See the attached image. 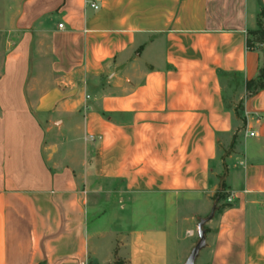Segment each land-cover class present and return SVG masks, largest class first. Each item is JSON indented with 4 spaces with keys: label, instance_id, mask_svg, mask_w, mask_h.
I'll list each match as a JSON object with an SVG mask.
<instances>
[{
    "label": "crops",
    "instance_id": "0c3cea01",
    "mask_svg": "<svg viewBox=\"0 0 264 264\" xmlns=\"http://www.w3.org/2000/svg\"><path fill=\"white\" fill-rule=\"evenodd\" d=\"M260 15L0 0V264H264Z\"/></svg>",
    "mask_w": 264,
    "mask_h": 264
},
{
    "label": "trees",
    "instance_id": "16d2710c",
    "mask_svg": "<svg viewBox=\"0 0 264 264\" xmlns=\"http://www.w3.org/2000/svg\"><path fill=\"white\" fill-rule=\"evenodd\" d=\"M262 15L257 20V30L251 34V39L247 40V49H254L256 46H261V68L256 80L247 84V96L254 95L256 92L264 89V28L262 25ZM220 200V196L215 197V204ZM218 210V209H216ZM212 215H210L211 217ZM208 217V218H210Z\"/></svg>",
    "mask_w": 264,
    "mask_h": 264
},
{
    "label": "water",
    "instance_id": "95a60500",
    "mask_svg": "<svg viewBox=\"0 0 264 264\" xmlns=\"http://www.w3.org/2000/svg\"><path fill=\"white\" fill-rule=\"evenodd\" d=\"M206 223V220H202L199 222V225L197 227L198 231V242L194 246V248L191 250L189 257L187 258L186 262L184 264H194L195 260L198 256V253L205 248V237H204V231L202 229L203 225Z\"/></svg>",
    "mask_w": 264,
    "mask_h": 264
},
{
    "label": "rangeland",
    "instance_id": "374dc122",
    "mask_svg": "<svg viewBox=\"0 0 264 264\" xmlns=\"http://www.w3.org/2000/svg\"><path fill=\"white\" fill-rule=\"evenodd\" d=\"M2 39L3 40H5V36H0V52L4 49V41H2ZM229 82L228 83H225V89H224V91H225V98H226V104H227V106H229L230 108H234V110H235V112H236V118H237V120L238 119H240V113H239V111H238V108H236V103H235V98H233V97H229L228 96V94H227V92H226V90H227V88L229 87ZM219 158H223L224 157V155H225V153H226V148H221L220 150H219ZM220 205H222L221 204V202L219 203H217L216 204V206H220ZM89 220H91V217H89Z\"/></svg>",
    "mask_w": 264,
    "mask_h": 264
},
{
    "label": "built area",
    "instance_id": "2783aa9c",
    "mask_svg": "<svg viewBox=\"0 0 264 264\" xmlns=\"http://www.w3.org/2000/svg\"><path fill=\"white\" fill-rule=\"evenodd\" d=\"M91 7H93L94 9L97 8V7L94 6V5H91ZM59 27H61V26L59 25ZM100 139H101L100 137L95 138V137H93V136H89V140H91V141L100 140Z\"/></svg>",
    "mask_w": 264,
    "mask_h": 264
}]
</instances>
